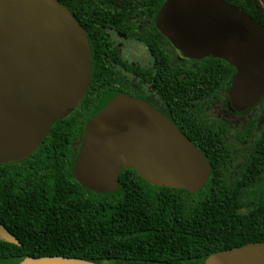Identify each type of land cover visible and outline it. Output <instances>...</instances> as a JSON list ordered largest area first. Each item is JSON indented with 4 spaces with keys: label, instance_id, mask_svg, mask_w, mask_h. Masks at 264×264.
Returning a JSON list of instances; mask_svg holds the SVG:
<instances>
[{
    "label": "trees",
    "instance_id": "16d2710c",
    "mask_svg": "<svg viewBox=\"0 0 264 264\" xmlns=\"http://www.w3.org/2000/svg\"><path fill=\"white\" fill-rule=\"evenodd\" d=\"M86 30L93 77L87 95L57 122L28 159L0 165V223L21 243L0 241V261L12 257H67L96 264H205L209 256L264 243V124L253 119L238 136L207 118L221 89L229 90L236 70L225 61L177 60L176 80L156 27L165 0H58ZM264 27V0H225ZM142 24V29L139 25ZM142 41L156 61L148 82L164 97L166 113L208 158L211 174L196 193L155 186L133 169L119 176V189L99 194L74 177L87 124L107 100L146 96L114 86L108 61L118 59L107 30ZM166 69V70H165ZM166 72V78L164 73ZM115 89L118 92L111 91ZM258 135L255 136V132Z\"/></svg>",
    "mask_w": 264,
    "mask_h": 264
},
{
    "label": "water",
    "instance_id": "95a60500",
    "mask_svg": "<svg viewBox=\"0 0 264 264\" xmlns=\"http://www.w3.org/2000/svg\"><path fill=\"white\" fill-rule=\"evenodd\" d=\"M156 27L179 60L207 58L235 68L229 96L245 111L264 96V27L225 0H165ZM93 77L89 37L58 0H0V165L28 159L87 95ZM135 170L155 186L196 193L211 166L161 111L115 96L87 124L75 179L104 194ZM0 241L21 246L0 223ZM0 264H96L67 257H12ZM205 264H264V243L215 253Z\"/></svg>",
    "mask_w": 264,
    "mask_h": 264
},
{
    "label": "flooded vegetation",
    "instance_id": "af4514ba",
    "mask_svg": "<svg viewBox=\"0 0 264 264\" xmlns=\"http://www.w3.org/2000/svg\"><path fill=\"white\" fill-rule=\"evenodd\" d=\"M142 26H143L142 24L139 25V27L141 29H142ZM106 35L110 39V41L112 43V47L117 50L118 55L121 58V60L126 65L137 68L136 72H130L129 70H127L125 67H123L121 65V63L119 62L118 59L110 58L109 60H107L108 64H109V67H110V69L112 71V74L117 77V80L114 81V86L123 88L124 90H127V91H131L132 93H138L140 95L146 96L148 99H150V101H147L145 99H141V100H144V101L148 102L149 104L154 106L156 109L161 111L169 120H171L168 117L167 113H166L167 112L166 111V104L164 102L163 95L160 93V91L157 88L152 86L148 82V80L146 78L147 75H150L154 71V72H156V75H157L158 79H160V81L162 79V76H161L160 72H158V69L156 68L155 58L150 53V51L148 50L146 45L142 41L137 39V38H129L128 36H126V35H124L122 33H119V32H117L116 30H113V29L107 30ZM121 38H124L125 40L132 41L134 43V45L137 46V47H140L142 49V51H146L145 49H147V51L149 52V54L152 57V58L150 57L151 58L150 64L149 65L130 64L126 59H124V56L121 54V50L119 49L118 44L116 43V41L120 40ZM162 46H163V49H164V51L166 53V56L168 57L169 69L171 71V73H170L171 79L176 80V71H174V70H176V67H177V64H178L177 60L179 59L178 56H177V53H176L174 47L170 44V42L168 44L166 41H163L162 42ZM181 61H185V60H181ZM164 78H166V72L164 73ZM229 91H230V88H229L228 91H226V89H224V88L221 89L218 92V98H217L216 101H219V99L226 94L227 98H228V107H229L228 111H229V113H232L234 115H240V114H242V113H244L246 111H249V110L253 111L254 109H256V108H258V107H260V106H262L264 104V96H263L260 99V101L257 104H255L254 106H252L251 108L246 109L245 111H236L231 106ZM112 92H118V91L113 89L111 91V93ZM130 97H132V96H130ZM133 98H135V97H133ZM136 99H139V98H136ZM252 120L253 119H251V121ZM256 124H257V122H256ZM254 132H255L254 133L255 136H257L258 135L257 130L254 131Z\"/></svg>",
    "mask_w": 264,
    "mask_h": 264
},
{
    "label": "rangeland",
    "instance_id": "374dc122",
    "mask_svg": "<svg viewBox=\"0 0 264 264\" xmlns=\"http://www.w3.org/2000/svg\"><path fill=\"white\" fill-rule=\"evenodd\" d=\"M258 2L262 5L261 0H258ZM116 43L118 44L124 59L130 64H150L152 57L147 49H145L146 51H142V49L135 46L132 41L125 40L124 38L116 41ZM228 109V98L225 94L208 109L206 116L211 120L221 121L230 126L229 138L237 147L236 159L239 162L240 159H242L245 148H243L242 143L237 140L238 136H240L247 128L251 119H255L258 126L264 123V104L253 111L249 110L240 115L229 113Z\"/></svg>",
    "mask_w": 264,
    "mask_h": 264
}]
</instances>
